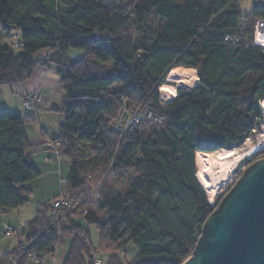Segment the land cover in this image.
I'll return each mask as SVG.
<instances>
[{"label": "trees", "instance_id": "16d2710c", "mask_svg": "<svg viewBox=\"0 0 264 264\" xmlns=\"http://www.w3.org/2000/svg\"><path fill=\"white\" fill-rule=\"evenodd\" d=\"M238 1L0 0V32L16 33L20 43H0V88L24 82L38 63L48 66L53 58L34 60L38 51L84 52L54 59L64 91L57 134L64 141L52 150L69 161L53 199L64 194L86 213H66L55 223L48 218L53 199L39 205L11 252L27 246L17 264H32L29 254H50L54 245L57 264L68 236L59 264H95V256L102 264L101 251L107 264H181L192 254L223 196L211 202L197 181L196 155L242 143L264 99V48L251 44L264 6L253 5L245 16ZM95 31L113 40L97 42L90 38ZM232 37L238 45L227 42ZM176 66L194 68L198 82L161 106L157 89ZM124 107L148 109L163 123L142 121L120 138L111 124ZM28 119L0 110V213L24 206L25 184L39 176L25 151ZM89 224L98 229L97 249ZM128 245L135 252H126Z\"/></svg>", "mask_w": 264, "mask_h": 264}, {"label": "rangeland", "instance_id": "374dc122", "mask_svg": "<svg viewBox=\"0 0 264 264\" xmlns=\"http://www.w3.org/2000/svg\"><path fill=\"white\" fill-rule=\"evenodd\" d=\"M109 1H114V0H109ZM253 5L264 6V0H255V1L239 0L238 1L239 11L242 15H245V16L249 14L251 7ZM253 28H254V25H253ZM14 35H16V33L11 35V37L7 38L5 37V34L0 32V43L11 46V43L14 41L13 39ZM251 44H252V41H251ZM71 50L73 49H69L63 52L64 54H62L61 57L65 58V60H71L72 58L70 54ZM17 51L18 50H15V52ZM46 51L47 50H41V51L34 53L33 59L40 60V58H43ZM52 58L53 60L51 62H48V66L41 65L40 63L34 66L32 68L29 78H27L24 82L17 83L12 86L5 85L1 87V89H3L1 91H3L4 94H0V104H6V101L10 103V102H13V100H15L16 102H18V105H19V109L21 112L19 113L20 115L33 116V119H30V120L28 119L26 121L25 128L28 129L31 147H35L36 151L38 149L44 148L42 145L44 134L47 133L48 136L52 137V135L55 134V131L59 130V126L63 123V120H64V115L61 110V105H62L63 97H64V91L62 90L60 86L59 77L57 75V69L59 67L55 61L57 59V56H52ZM42 72H44L45 74H44L43 79L41 80ZM187 72L189 73L190 76L197 75L196 70L195 72L191 70H187ZM164 84L175 86L176 92H178L179 89L188 90L192 88V87H189L188 85L178 86L175 81L169 78L168 75L165 78ZM9 89H14V91L10 92ZM26 95H30V96L39 95V99L36 98L38 100L34 106L30 108H25L22 105L23 103L22 100ZM159 104L161 106L167 105V104H164L160 98H159ZM246 138L249 139V141H251L252 143L253 140L255 139V136L253 134L250 136L247 135ZM246 138L244 139V141L247 140ZM81 150L83 151L84 156L88 154L87 148H81ZM262 153H264V151H261L259 153L257 152V154L251 160L245 159L242 162H240L229 173L226 184L223 185L218 191V196L214 199L208 196L211 202H216L218 197L224 195L229 189V187L233 184V182L239 177V175L245 169V167L250 162L255 160L256 158L261 157L260 155ZM37 158H38V161L42 163V165H44V167L45 166L48 167L47 169L48 173L43 174L42 177H38L33 180L34 181L33 184L35 186L33 187V190H31L29 201L24 206H21L17 209H11L9 211H6V212L4 211L0 213V258L6 257L7 260L11 258V254L8 256L9 252L16 246L18 240L20 241L25 240V236L28 233L26 224L30 222L32 218L34 217L35 212L38 208V205L47 204L51 202L53 197L56 194L57 195L59 194V186L61 188L63 184L62 182L65 179H67L68 172H69V161L66 158L60 159L59 162L52 161L48 163L43 162L42 154L38 155ZM232 178H234V180L231 184H229V181ZM75 214H79V213H75ZM87 229H88V234H89V243L91 247L95 249L99 248V233H98L97 226L95 224H89ZM7 230H9L8 235H6ZM70 239H71L70 236L64 238L65 241H69V242H70ZM67 249H68L67 243L62 241L59 247V250H58L57 264H59V261L60 259H62V256L65 255ZM125 251L130 253L132 251V246L128 245L125 248ZM108 256H109L108 253H106L105 251H101L102 264H107ZM7 260H6V263H7Z\"/></svg>", "mask_w": 264, "mask_h": 264}, {"label": "water", "instance_id": "95a60500", "mask_svg": "<svg viewBox=\"0 0 264 264\" xmlns=\"http://www.w3.org/2000/svg\"><path fill=\"white\" fill-rule=\"evenodd\" d=\"M90 38L113 40L96 31ZM181 264H264V155L250 162L218 200Z\"/></svg>", "mask_w": 264, "mask_h": 264}, {"label": "built area", "instance_id": "2783aa9c", "mask_svg": "<svg viewBox=\"0 0 264 264\" xmlns=\"http://www.w3.org/2000/svg\"><path fill=\"white\" fill-rule=\"evenodd\" d=\"M255 1V0H252ZM240 32H243V29H239ZM14 41L11 43V46L16 48L20 45L18 35L13 36ZM252 44L264 48V20L257 19L254 23V28L252 32ZM227 42L231 45H238L239 39L237 37H232L227 39ZM36 95L26 96L23 98V106L25 108H30L36 104ZM263 100V99H262ZM260 100L258 102L260 109V117L256 118V125L252 128L248 136L254 135V143H263L264 142V109L261 107ZM142 121H148L155 125H161L163 123V117L161 115L155 114L148 109L140 110L138 109H126L125 107L121 109L117 117L113 120L111 128L120 135V138L125 137L127 134L131 133ZM247 137V136H246ZM245 137V138H246ZM247 139V138H246ZM64 138L60 137L58 134L52 139H48L47 145L51 149H55L59 145H62ZM252 142V143H253ZM264 151V143L261 145V152ZM235 178V177H234ZM232 178L229 182L231 184L234 180ZM227 188V187H226ZM66 213H79L85 214L86 210L77 209V206L68 202L64 194H60L57 198L52 200L51 207L49 209L48 218L55 223H60L64 219L63 217ZM6 234H9V230L6 231ZM20 251L17 254H11V258L7 260V264H17L20 257L25 254L26 246L21 245ZM57 251V245L53 247V252L50 254L41 252V253H31L29 254V261L32 264H54V255ZM95 264H101V261L97 256L94 257Z\"/></svg>", "mask_w": 264, "mask_h": 264}, {"label": "bare ground", "instance_id": "6f19581e", "mask_svg": "<svg viewBox=\"0 0 264 264\" xmlns=\"http://www.w3.org/2000/svg\"><path fill=\"white\" fill-rule=\"evenodd\" d=\"M187 70L195 72L194 68L176 66L169 71L168 76L178 86L188 85L189 87H194L196 86L198 77L197 75L190 76ZM175 89V86L164 83L158 87L159 98L164 104H168L176 97L177 92ZM260 105L264 109V99ZM263 143H251L247 139L243 143L221 148L213 152L197 153L195 177L207 196L213 199L216 198L219 189L226 184L229 173L243 160H251L261 150Z\"/></svg>", "mask_w": 264, "mask_h": 264}, {"label": "crops", "instance_id": "0c3cea01", "mask_svg": "<svg viewBox=\"0 0 264 264\" xmlns=\"http://www.w3.org/2000/svg\"><path fill=\"white\" fill-rule=\"evenodd\" d=\"M109 1V0H108ZM62 54H64L63 52H58V51H55V50H47L46 51V53L44 54V56H43V58H40V60H42V59H46L47 57H49V56H57V59L56 60H58V61H61L60 59H62V61L63 60H65V58H62L61 56H62ZM70 54H71V60H73V59H80V58H83L84 57V52L83 51H81V50H77V49H73V50H71L70 51ZM57 63V62H56ZM57 65H58V63H57ZM59 66V65H58ZM44 72H42L41 73V80L43 79V77H44ZM1 90H3V89H1L0 88V94H4L3 93V91H1ZM9 91L10 92H13L14 91V89H9ZM8 91V92H9ZM5 94H7V93H5ZM26 96H30V95H26ZM25 96V97H26ZM37 96V98L39 99V95H36ZM37 99V100H38ZM23 101V100H22ZM8 102L6 101V104H0V110H5V111H7V112H10V113H17V114H19V113H21L20 112V109H19V105H18V102H16L15 100H13V102H10V103H8ZM36 103H37V101H36ZM23 105V104H22ZM20 115V114H19ZM24 130H25V134H26V138H27V145H26V148H25V151L27 152V153H29L30 154V157H31V162H32V164H33V166L35 167V169L39 172V176L38 177H42L43 176V174H47L48 173V171H47V169H48V167L47 166H45L44 167V165H42V163H40L39 161H38V158H37V156L38 155H40V154H42V159H43V162H52V161H56V162H59V160L60 159H62V157H60V156H58V154L54 151V150H52L51 148H49L48 147V145H47V141H48V139H52L53 137H55L56 135H57V131H55V134L54 135H52V137H50V136H48V134L47 133H45L44 134V139H43V142H42V145H43V149H38L37 151H36V149H35V147H31V144H30V140H29V133H28V129L27 128H25V125H24ZM45 139H47V140H45ZM46 141V142H45ZM41 150V151H40ZM39 152H41V153H38ZM36 153V154H35ZM55 158H54V157ZM33 180L32 181H30V182H28V183H26L25 184V187L30 191V193H31V190H33V187L35 186L34 184H33ZM60 186H59V193H60ZM57 195V194H56ZM56 195L54 196V197H56ZM53 197V198H54ZM40 205V204H39ZM39 205H38V207H39ZM7 211H9V210H7ZM6 212V211H5ZM27 225V224H26ZM15 233V232H14ZM62 241H64L65 243H67V245H68V243H69V241H65V240H62ZM17 242H21V243H23V241H20V240H18ZM15 248V247H14ZM13 248V249H14ZM13 249L9 252V254H8V256L11 254V252L13 251ZM135 249L132 247V251L130 252V253H133V252H135L134 251ZM7 256V255H6ZM7 256V257H8ZM64 256V255H63ZM63 256H62V258H63ZM5 259V261L7 260V258L5 257L4 258Z\"/></svg>", "mask_w": 264, "mask_h": 264}]
</instances>
